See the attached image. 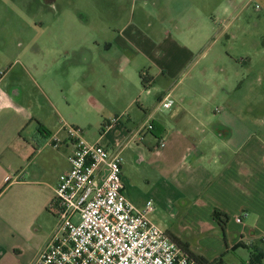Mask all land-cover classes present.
Here are the masks:
<instances>
[{
    "label": "rangeland",
    "instance_id": "374dc122",
    "mask_svg": "<svg viewBox=\"0 0 264 264\" xmlns=\"http://www.w3.org/2000/svg\"><path fill=\"white\" fill-rule=\"evenodd\" d=\"M119 34L126 45L123 50L114 42ZM169 34L180 44L196 42L193 48L198 51L173 80L157 78L146 59L159 54L155 45L168 43ZM121 56L138 67L130 65L121 73L116 68ZM219 66L230 71L232 79L237 73L241 90L232 96L217 75ZM141 74L148 80L146 86ZM260 77L264 78V0H0L2 86L14 85L36 108L44 101L37 82L58 109V125L61 120L63 127L79 129L88 142H99L109 150L128 142L120 146V126L127 121L131 110L125 108L133 98L139 103L133 111H139L141 104L152 107L184 80L174 97L195 92L207 99L212 114L233 108L241 118L251 119L246 111L261 114L264 109ZM107 132L112 144L120 147L110 145ZM143 133L132 135V152L122 156L123 174L132 180L127 186L132 203L142 207L151 203L152 221L196 254L210 261L223 257L227 264L247 262L248 248L233 250L242 237V225L233 216L229 215L225 231L217 223L213 229L198 227L184 213L185 206L195 205L196 197L183 205L182 197L164 190L160 181L164 171L151 157L141 160L137 150L146 148L138 142L144 140ZM26 216L35 222L34 229L41 228L37 241L57 228L58 219L48 210L34 218L31 211Z\"/></svg>",
    "mask_w": 264,
    "mask_h": 264
},
{
    "label": "crops",
    "instance_id": "0c3cea01",
    "mask_svg": "<svg viewBox=\"0 0 264 264\" xmlns=\"http://www.w3.org/2000/svg\"><path fill=\"white\" fill-rule=\"evenodd\" d=\"M222 34L227 35V31ZM114 42L121 50L126 46L120 34ZM107 46L112 48L111 43ZM155 46L159 54L146 55V59L157 72V78L168 80L188 67L198 52L193 48L196 42L180 44L172 34L168 36V43ZM123 57L116 65L121 73L130 65L138 67L137 62L134 64V60ZM217 75L223 77V84L228 86L227 95L241 90L235 78L237 73L232 79L230 71L226 73V68L219 66ZM183 82L179 81L166 96L158 97V104L152 107L141 104L139 111H133L139 103L136 98L132 99L125 108L131 110L127 121L120 126V146L127 140L134 142L135 133L144 132V140L138 142L144 143L146 148L138 146L137 150L141 152V160L151 157L152 163L159 164L164 171L160 180L164 190L182 197L183 205L190 197H196L195 208L185 206L184 213L198 227L213 229L217 223L212 217L214 209L234 218L248 211L243 222L237 223L242 225V237L233 250L241 244L264 252V109L261 114L246 111V117L251 119L241 118V112L233 108H226L220 115H216L218 111L212 114V110L206 108L207 99L199 98L195 92L174 97ZM259 82L260 88L264 86V78L260 77ZM35 84L44 98L36 108L25 101L20 89L14 85L6 88L0 79V264H34L48 245L55 232L53 228L43 240L37 241L36 232L41 228L34 229L35 222L26 215L31 211L34 218L49 211L59 178L70 169L69 157L74 150L64 133L63 122L60 120L57 124L58 109L54 102L37 82ZM167 98L173 102L171 108L161 105ZM255 123L262 125L256 127ZM150 124L152 129H148ZM109 129L111 131L112 127ZM107 137L110 145L120 147L112 144L109 133ZM56 138L60 140L58 148L54 146ZM161 140L165 142L164 147H159ZM131 145L122 151V161V156L132 150ZM123 171L122 162L125 194L135 203L132 195H127V186L132 180ZM166 233L176 242L173 235Z\"/></svg>",
    "mask_w": 264,
    "mask_h": 264
},
{
    "label": "built area",
    "instance_id": "2783aa9c",
    "mask_svg": "<svg viewBox=\"0 0 264 264\" xmlns=\"http://www.w3.org/2000/svg\"><path fill=\"white\" fill-rule=\"evenodd\" d=\"M172 104L168 98L161 103L163 108ZM63 129L74 148L70 169L60 176L49 206L58 219L57 228L34 264H193L185 250L152 221L151 203L137 207L127 198L121 154L130 142L109 150L99 142H88L79 129L66 124ZM59 141L56 138V148ZM164 146L161 140L159 147ZM248 215L243 211L235 222L242 223Z\"/></svg>",
    "mask_w": 264,
    "mask_h": 264
},
{
    "label": "trees",
    "instance_id": "16d2710c",
    "mask_svg": "<svg viewBox=\"0 0 264 264\" xmlns=\"http://www.w3.org/2000/svg\"><path fill=\"white\" fill-rule=\"evenodd\" d=\"M141 80H142V84L144 86H146L148 80L147 78L141 74ZM212 217L214 219L215 222H217V224L219 225V227L225 231V228L228 224V222L230 221V216L224 212H222L219 209H214L213 213H212ZM177 244L182 247L185 252L192 258V261L195 264H227L225 263L223 257H220L214 261H210L207 258H205L204 256L198 255L195 252L191 251L190 247L187 245H183L181 244L178 240H176ZM243 245H239L237 246L242 247ZM245 248H248L251 251L250 254V258L247 262H243L241 264H264V252L257 249V247L255 246H243Z\"/></svg>",
    "mask_w": 264,
    "mask_h": 264
}]
</instances>
